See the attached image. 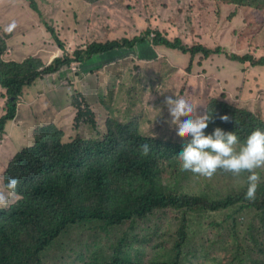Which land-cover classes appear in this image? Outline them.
<instances>
[{
  "label": "trees",
  "instance_id": "1",
  "mask_svg": "<svg viewBox=\"0 0 264 264\" xmlns=\"http://www.w3.org/2000/svg\"><path fill=\"white\" fill-rule=\"evenodd\" d=\"M110 1L114 3L113 0ZM85 2L86 0H50L54 7V17L68 11L74 16V21L79 8ZM91 2L95 10H101L102 2ZM111 2L105 1L103 5ZM132 2L129 5L132 8L122 6V12L109 9L118 21L113 27L127 36H132L142 32L149 33L154 25H157L158 30L163 26L175 29L176 25L173 23H181L187 32L173 34L172 40L165 37L162 39L155 34L152 46L157 51L159 45H162L165 49L178 52L183 60L186 58L187 64L182 68L184 74L194 76L199 83L201 79L204 80L205 75L202 74L206 73L204 70L196 73L202 68L201 63L221 57L218 54L224 51L216 40L218 34L214 33V28L210 33L201 29L205 8V25L209 26L211 13L220 16L221 21L232 22L239 11H244L248 26L256 27L251 31L253 36L248 44L264 51V0H150V11L147 14L145 7H141L143 0ZM173 4L176 5L174 9ZM224 7L228 8L225 20L222 17ZM174 10L177 12L174 13ZM198 10L202 12L198 14ZM139 13L146 15L141 16ZM161 15H170L166 22L169 25L162 22ZM164 33L166 34L165 31ZM55 40L58 43L61 41L58 37ZM137 42L138 39L132 42H93L86 52L75 53L74 56L76 60L82 61L93 54L133 48ZM223 54L240 66L248 62L252 70L264 68V56L248 54L238 58L231 57L226 52ZM42 61L35 59L26 64L27 68L9 65L11 95L24 93L29 85L27 82L31 80L28 73L32 75L35 68L42 66ZM62 66L63 60L58 59L51 67ZM169 71L174 72V68ZM179 78L183 81L184 76L179 74ZM180 85V89H168L161 95L154 115L146 117L144 121L127 117H123L125 122L109 119L105 123V130L93 122L91 114L77 108L72 123L75 126L86 124L97 135V138L87 140L77 137L71 143L72 160L85 173L83 182L90 190L98 193L97 200L88 208V215L98 218L100 212L104 214L101 219L105 223L101 230L106 228L107 237L95 245V255L78 252L68 243L53 246L58 234L35 219L30 221L40 229L38 239L47 238V242L30 241L27 238L26 223L19 212L5 210L0 211V264H52L57 250L79 255L80 264H264V199L258 191L255 199L245 198L247 174L234 176L217 170L212 177H203L181 167L177 153L189 142L190 136L183 134V140L175 142L181 134L170 123L169 113L166 114V110L161 108L165 96L183 95L185 84L180 82ZM207 88L206 83H200L201 92L196 98L197 103L203 107L204 114L211 112L213 117L204 130L206 134L220 127L226 132H235L242 144L254 130H264V121L260 118H253L251 124L243 126L240 132L231 130L232 120L220 119L224 116L221 114L223 103L220 99L209 98ZM151 90L155 91V88L152 86ZM220 96L225 98L226 94L222 93ZM109 101L112 103L111 94ZM54 108L61 123L52 122L34 128L32 146L12 158L13 162L28 168L29 179L22 188L16 190L17 195L11 199L8 207L22 205L30 189L33 175L30 164L32 155L44 147L48 146L50 151H54L57 145L64 144L66 125L63 119L70 107L60 110L55 104ZM233 115L238 116L236 112ZM240 115L246 113L242 112ZM6 119L9 117L3 120ZM3 122L0 123V130ZM153 122H156L159 129L152 134L145 133L144 126ZM241 124L240 119H234L232 123L236 130ZM143 135H157L160 138ZM172 136L175 138L164 139ZM143 144L150 146L146 156L142 155ZM123 155L132 158L131 169L121 163ZM116 170L127 174L126 185L116 184ZM237 177L241 182L240 191L228 187L238 182ZM8 180V172L1 171L0 182L6 184ZM260 186L264 187V184ZM106 197H110L112 203H108ZM98 234L99 231H95L94 235ZM91 235L93 236V232Z\"/></svg>",
  "mask_w": 264,
  "mask_h": 264
},
{
  "label": "clouds",
  "instance_id": "2",
  "mask_svg": "<svg viewBox=\"0 0 264 264\" xmlns=\"http://www.w3.org/2000/svg\"><path fill=\"white\" fill-rule=\"evenodd\" d=\"M2 1L3 0H0V4ZM21 1L23 5L20 13L26 16H36L37 20L33 25H27L21 21H17L16 24H14V22L12 24L10 22H2V16L5 15L6 12H9L10 8H3L0 11V123L5 121L0 130V135L5 133L8 122H11L18 127L22 126L23 129H25L24 139L19 145V148H13L7 152H0V173L1 171L6 170L9 179L6 184L0 182V211H18L20 217H22L26 223L25 229L28 233L27 238L30 241L47 242V238L38 239L40 229L34 222L30 221V219H35L41 225L50 228L58 234L55 240L56 243H54L53 246L59 243H68L71 248L78 252L86 253L87 255H95L93 252L95 245H97L98 241H102V239L107 237L105 231L106 228L101 230L105 223V220L101 219L104 214L103 212H100L98 218H93L88 215V208L95 200H97L98 193L93 189L90 190V187L83 182L85 173L75 166L72 160L71 151V143L75 138L78 137L82 140L97 138L95 131L88 125L82 124L75 126L72 121L71 127L73 134L66 130V136L63 138L64 144L57 145L54 151H50L48 146L44 147L32 155L30 164L33 169V175L30 189L26 193L22 205L18 207H8L11 199L17 195L16 190L22 188L29 179L28 168L13 162L12 158L22 150L32 146L35 132L34 128L52 122L61 123V118L55 113L54 102L51 103V107L47 110V113H45L48 116L44 120H40L39 113L35 107L31 110L30 115L18 117L24 107L22 99L20 98L25 97L28 100H34V98L28 95L27 92L28 89L35 86L38 81H47L48 85H51L47 88L49 92L70 87L73 91L68 102L64 104L74 106L75 110L73 117L77 112V108H81L82 110H85L87 114H91L93 122L104 130L106 129L105 123L109 119L125 122L123 117H127L131 120H140V118L150 116L148 110L149 98L146 97L147 100L143 108L141 110L138 108L136 113H114L108 104L102 108L98 101V98L101 97V86L103 87L101 81L99 84L97 82H92L88 78L89 73H83L79 70V66L93 57L108 54H93L85 57L82 61L76 60L74 56L75 53L86 52L88 46L93 43L83 38V33L80 29L82 26L81 22L85 17L87 10H95L91 0H86L85 4L79 8L75 21L74 16L68 11H64L61 15L54 17V7L51 5L50 0ZM105 1L111 2L110 0H95V3L100 4L102 2V6ZM129 5L130 3H128L127 6L132 8ZM176 12L177 11L174 13ZM139 14L144 16L147 14V11L146 14ZM170 15H168L167 18H169ZM162 22L166 23L167 20ZM226 23L231 22L226 21ZM50 24H52L51 28ZM166 24L169 25L168 23ZM173 24L176 25L175 29H172L169 26H163L158 30L156 27L157 25H154L150 28L149 33L142 32L139 35L133 34L132 36H127L116 30L114 27L110 28L109 34L98 39L99 41L103 43L112 41L122 42L123 40L132 42L133 40L138 39V42L133 48H125L109 52L111 53V58L106 61L110 63L105 65L104 69L110 73V68H116V66L122 63V58L120 60L114 59L116 58V55H121L122 57L127 56V53H124L126 50H133V52H135L140 51L141 49L139 48H148L150 52H153L155 49L152 46V39L155 34L162 39L165 37L172 40L173 34L180 33L178 27L184 29V26H181V23H179V25H177V23ZM30 30L35 33L36 37H40V32L44 31L49 41L53 43L56 48V55L45 58L41 54L20 53V49L24 48L26 44H45L42 40H27L24 37L16 36V34L24 35ZM53 31L59 34L60 37L58 38L61 40L59 41L60 43H58L53 37ZM48 34L51 35V39ZM29 37L31 36L28 35V38ZM70 39H74V42H77H72V45H69L68 41ZM218 39L219 35L216 37L219 44ZM160 48H163V46L159 45V49ZM223 52L225 51H220L218 55H222ZM139 54L140 57H145L141 55V52H138V55ZM230 56L238 57L235 54H230ZM151 57H154V59L151 60ZM151 57H147V59L141 61V63L144 64L149 61V65L153 66L155 62H159L161 59L157 54ZM41 58L44 61H42ZM35 59H40L43 62L42 66L35 68L32 75L28 73L31 80L30 82H27L29 85L24 93L11 95L9 92V65L26 67L27 63ZM58 59L63 60L64 66L51 67ZM134 60L135 59L131 57V61ZM184 60L185 63L183 66L187 64V59L185 58ZM205 62L206 61L201 64L205 66ZM110 64L112 65L110 66ZM242 66L249 68L251 71L253 69L248 62L242 64ZM202 68H199L197 72L202 73ZM169 70L170 69L165 72V81L168 85L167 88L180 89L181 80L180 78H176V69L174 68V72ZM255 71L260 72L264 78V68L254 70V72ZM90 72L95 77L103 78L100 76L101 73L104 72L103 69H94ZM206 74L207 72L202 75L206 76ZM184 75L190 77L184 76L183 78L185 84L183 94L187 89L196 90L200 88V83L197 82L196 79H193V85L188 84L190 83V80L188 79L191 77L194 78V76L187 74ZM104 80L105 84L107 79L104 78ZM3 81L6 83H3ZM234 81L240 83L239 79L234 78ZM229 83V80H225L222 83L224 85L223 89L220 91H217L216 89L214 95L211 97L209 96V98H212L213 100L220 99L223 103L221 114L224 116H221L220 119L222 121H227L228 119L232 120L230 122V129L236 132H240L243 126H249L251 124L250 121L253 118H260L264 121L261 110L253 106L256 102L252 98H250L246 104L233 97L230 98V95H228L230 91L227 88V86L230 85ZM252 83L250 76H246V78H243L242 80V85H248L249 89L254 91L255 87L252 88L250 86ZM159 87L160 86H155V91L149 89L146 92L158 93V91H160ZM260 89L262 90V88ZM222 93L226 94L225 98L220 96ZM94 95L97 99L93 101V104L97 105L101 110L99 114L95 113V108L86 100L87 97H93ZM164 105L167 107L168 113L171 117L170 123L175 125L177 132L181 134L175 142L182 141L184 138L183 134L190 136L189 142H187L182 147V150L177 153L183 170L190 171L193 174H198L203 177H212L217 170L229 172L234 176H240L242 173H246L247 189L245 192V198L248 200L255 199L256 192L258 191L264 199V187L260 186L261 184H264V180L260 181L261 177L257 171L258 169H264V130H254L241 144L235 132H226L220 127H216L211 133L206 134L204 130L212 121V114L211 112L204 114L203 107L191 98L183 95H168L164 97ZM32 106L33 105H30V107ZM198 107L199 114L197 111ZM235 112L238 114L236 117L233 115ZM242 112H245L246 115H240ZM101 115H103L102 119H100ZM6 117H9V119L3 120ZM28 117L33 118L30 125H28ZM234 119L242 120V124L237 130L232 125ZM63 121L65 125H67L66 120L63 119ZM252 123L254 124L255 122ZM30 126L31 131H28ZM28 132H30L29 136H27ZM237 145L240 146L237 147ZM141 148L142 155H148L150 146L148 144H143ZM121 163L128 169H131L132 158L128 155H123ZM114 176L117 178V185H126V173H121L119 170H116ZM106 200L108 203H112L110 197H106ZM97 230L99 231L98 236L94 235ZM92 232L94 237L91 235ZM71 239L72 241L70 242ZM54 255L70 254L57 250Z\"/></svg>",
  "mask_w": 264,
  "mask_h": 264
},
{
  "label": "rangeland",
  "instance_id": "3",
  "mask_svg": "<svg viewBox=\"0 0 264 264\" xmlns=\"http://www.w3.org/2000/svg\"><path fill=\"white\" fill-rule=\"evenodd\" d=\"M114 3L109 5H102L101 10H92L91 9L85 14V17L82 20V26L80 29L83 33V38L90 41V42H101L98 39H101L109 34V29L112 28L114 25L118 23L116 20V15H111L109 9L115 12L114 9L120 10L122 6L131 3L133 0H113ZM116 2H119L118 5ZM149 0H143L141 7H145L147 12L150 11ZM22 1L21 0H3L0 4V11L3 8H10L9 12H6L3 15L2 22H10L11 24L17 23V21H21L27 25H33L36 22V16H26L20 13L22 8ZM134 5V2H132ZM120 6V7H119ZM173 9L176 7L175 4L172 5ZM206 8L203 10L202 20L203 25L202 29L205 32H212V28H214V33L219 35V45L223 48V50L228 54H235L238 57H243L248 54H253L256 57L264 56V51L255 49L254 47L250 46L248 42H250L251 37L253 36L252 30H255V26L251 28L248 26L246 21V16L244 11H239L238 15L234 18L231 23H226L220 20V16L217 17L214 13H211L209 17V26L208 24L205 25V15ZM201 10H198V14L201 13ZM228 8L224 7L222 10V17L227 16ZM161 20H167V15H161ZM86 22V23H85ZM258 24V23H257ZM52 24H50L51 28ZM178 31L180 33H185L183 28L178 27ZM213 33V34H214ZM28 35L31 37L28 38ZM16 36L24 37L27 40L35 39L37 41H43L44 43H33L32 45L26 44L24 48L20 49V53L23 54H41L45 58L49 56L53 57L56 55V48L53 43H51L44 31L40 32V37L35 35V33L30 30L26 34H16ZM49 38L51 39V35L48 34ZM53 37L57 38L60 37L58 33L53 31ZM81 41V40H79ZM74 42V39H70L68 41L69 45ZM75 41L74 43H76ZM82 42V41H81ZM210 44V41H208ZM139 48V47H136ZM140 51L133 50H126L124 53H127V56L122 57L121 55H116L114 60H120L122 58L123 62L120 63L116 68H110L108 73L104 66L109 64L106 60L111 58V53L93 57L89 61L85 62L81 66H79V70L83 73H89V79L92 82H97L98 84L101 81V97L98 98L100 105L105 107L107 104L110 106L112 112H122L128 114V112H135L138 108L140 110L143 108L147 98H149V105L148 110L150 115H154L155 106L158 103L161 95L165 94L168 90L167 83L165 81V72L172 67L176 69V74L179 79V74L184 75L182 70L183 64L185 60H183L177 52L160 48L157 51L150 52L148 48H139ZM138 52L142 53L138 55ZM157 54L161 59L159 62H155L153 66H150L149 61L147 63H141L147 59V57H151ZM131 57L135 60L131 61ZM154 57H151L153 60ZM126 60V61H125ZM148 64V65H146ZM112 64H110L111 66ZM146 65V66H145ZM99 70L103 69V73H101V77L98 78L91 74V70ZM201 70H205L207 72L206 76H203L204 80L201 79V84L206 83L208 86L207 88V95L213 96L214 93L223 89L224 85L222 84L225 80L230 81V85L227 86L229 89L230 98H235L237 100L242 101L244 104L252 98L256 103L253 106L259 108L261 110L262 116L264 117V78L260 72L254 70H250L245 66H240L229 60V58L224 57V54L221 55L219 58H213L211 60H207L205 62V66ZM197 72V71H196ZM246 76H250L252 79V88L255 87L254 91H251L248 85H242L243 78ZM190 77V76H185ZM237 77L240 81H234V78ZM104 78L107 79V82L104 84ZM202 78V76H201ZM119 81H118V80ZM193 79L195 77H191L190 83L194 84ZM181 83L183 81H180ZM197 82H199L197 80ZM47 81H38L37 84L28 89L27 94L32 96L34 100H28L25 97H22V103L24 107L22 108V112L19 114L18 117L23 115H30L31 110L35 107L37 112L39 113L40 120H44L47 118V110L51 107V103L54 102L57 106H59L60 110H65L69 108L64 116V119L67 122L66 130L73 134V130L71 127V122L73 121V113H74V106H68L64 103H67L69 97L72 93V88L65 87L61 88L58 91H51L49 92L47 88H49ZM113 86V87H112ZM160 86V91L155 93L146 92L147 90L151 89V87ZM262 88V90L260 89ZM111 92V93H110ZM200 88L196 90L187 89V91L183 94V96L191 98L197 103L196 98L200 94ZM110 94L112 98V103H110ZM147 97V98H146ZM38 98V101H37ZM97 99L95 95L93 97H87L86 100L89 102L94 108L95 113L99 114L101 110L97 105L93 104V101ZM153 101V102H152ZM64 102V103H63ZM63 103V104H62ZM30 105H33L30 107ZM163 110H166V114H168L167 107L163 104L161 106ZM199 114V107L197 109ZM42 113V114H41ZM120 113V114H122ZM103 115H101L102 119ZM146 117L140 118V121H144ZM162 118V117H161ZM33 118L28 117V125L32 123ZM159 127L157 126L156 122H153L151 125L144 126L145 133H155ZM142 127H140V132ZM28 131H31V126ZM25 129L22 126L18 127L11 122H8L6 131L2 135H0V152H7L13 148H19L22 140L24 139ZM163 134V130H161ZM30 135V132L27 133V136ZM143 136H150V137H157V135H143ZM175 137H167L164 139H174ZM260 174V181L264 180V169L257 170ZM237 183H233L229 185V188H234L238 191L241 190V182L239 177L236 178ZM228 256V255H226ZM230 258V257H229ZM52 264H80L79 255H54L53 263Z\"/></svg>",
  "mask_w": 264,
  "mask_h": 264
}]
</instances>
